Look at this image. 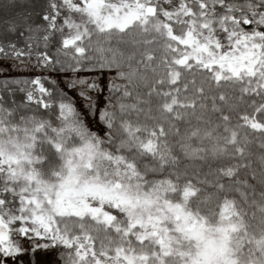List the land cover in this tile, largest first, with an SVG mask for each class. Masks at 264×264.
Instances as JSON below:
<instances>
[{
    "label": "snow or ice",
    "instance_id": "1",
    "mask_svg": "<svg viewBox=\"0 0 264 264\" xmlns=\"http://www.w3.org/2000/svg\"><path fill=\"white\" fill-rule=\"evenodd\" d=\"M41 30L63 81L0 78V264H264V0H0V72Z\"/></svg>",
    "mask_w": 264,
    "mask_h": 264
},
{
    "label": "rangeland",
    "instance_id": "2",
    "mask_svg": "<svg viewBox=\"0 0 264 264\" xmlns=\"http://www.w3.org/2000/svg\"><path fill=\"white\" fill-rule=\"evenodd\" d=\"M36 60V56L32 55L31 58H24V65L17 63L14 67H11L8 71L0 72V76H24L32 77L35 75H41L43 77H50L57 81H63L65 74L60 71H55L53 68H43L33 63ZM0 64H4V61L0 59ZM12 61L9 60L7 64H4L5 67L11 65ZM82 75H87L88 73H81ZM61 86H63L61 84ZM95 124V121H93Z\"/></svg>",
    "mask_w": 264,
    "mask_h": 264
},
{
    "label": "trees",
    "instance_id": "3",
    "mask_svg": "<svg viewBox=\"0 0 264 264\" xmlns=\"http://www.w3.org/2000/svg\"><path fill=\"white\" fill-rule=\"evenodd\" d=\"M42 0H16V3L20 4L21 6H24V5H29V4H33V3H41ZM39 10L37 9V15H35V19H36V22L37 23H42V20L38 14ZM25 35H27V33H25ZM42 36H43V31L41 30L37 36L34 38L36 43L33 45L31 51L33 53V55H35V53L37 51H44V46H43V40H42ZM13 39H16L17 40V43L18 45H24L25 46V50L27 51V42L24 40V38L22 36H18V35H14L12 36ZM55 44L54 42L50 43L49 45V50L54 47ZM36 56V55H35ZM55 71H58L56 68H53ZM3 77H12V78H27V77H24V76H0V78H3ZM30 77V76H29ZM48 78V77H46ZM55 80V79H54ZM46 83H48L47 80H45ZM48 86H52L50 83H48ZM17 96V99H21L23 97V93H17L16 94ZM253 151L255 152H259L261 151L260 149V146L259 144H253Z\"/></svg>",
    "mask_w": 264,
    "mask_h": 264
}]
</instances>
